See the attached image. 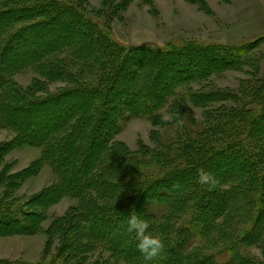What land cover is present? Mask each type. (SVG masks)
I'll list each match as a JSON object with an SVG mask.
<instances>
[{"label": "trees", "instance_id": "16d2710c", "mask_svg": "<svg viewBox=\"0 0 264 264\" xmlns=\"http://www.w3.org/2000/svg\"><path fill=\"white\" fill-rule=\"evenodd\" d=\"M128 1L122 8L114 7L113 0H103V5L122 12L132 0ZM190 1L209 9L205 0ZM85 6L86 0H0V65L4 59H9L5 57L7 52L13 49L18 53L29 40L27 38L35 36L39 43V38L45 35L48 40L43 45L44 50L35 52L31 58L20 61L16 57L4 70L0 69V130H14L17 136L27 134L34 137L21 145L39 146L43 150L40 161L32 165V173H25L27 176L21 174L24 181L46 164L52 167L58 178L53 197H47L44 202L32 197L18 206L15 198L7 201L16 189V182L10 184L8 181L14 176L8 175L6 168L0 170V234L28 235L44 230L42 225L48 220V210L62 197L69 196L79 199L80 204L46 230L49 237L46 253L51 251L55 238H58L59 245L55 256L39 264H145L136 247L135 233L127 230L131 213H137L146 220L152 235L163 240L164 251L152 264H224L216 258V255L224 254L231 260L226 264H261L246 256L245 251L258 246L264 256V78L255 79V83L251 82L244 88L251 94L249 102L244 101L246 96L230 89H214L207 93L192 92L191 89L183 91V96H176L179 89L190 86L194 81H207L213 74L255 64L247 55L262 44L264 36L235 47L199 42L168 44L162 48L131 47L116 41L108 22L98 24ZM63 16L79 21L80 28L86 33L83 36L86 42H82L79 50H93L89 53L92 55L90 59L88 55L81 59L75 57L71 51L78 49L71 45L66 47L68 44L62 41L64 33L57 29L44 33L46 27L56 26ZM53 41L58 44L53 46ZM137 54L149 58L136 59ZM148 61L152 62L153 68L145 69L143 74L130 69L136 75V85L137 80L145 83L143 88L128 85L127 70L129 72V68ZM169 62L174 65L175 75L172 74L173 80L168 88L175 86V90L173 87V91L168 92L165 87L162 92L160 86L167 81L159 77ZM254 66L253 75L259 70L257 63ZM28 70H34L43 80L38 78L24 88L15 77ZM155 70L159 74H154ZM59 79L70 87L57 95L49 93V81ZM148 86L152 91L149 95L156 97L155 104L148 97L143 100ZM118 87L121 88L113 92ZM81 95L90 98L94 109L99 107L96 121L93 109L89 114L86 108L67 115L58 113L51 116L54 113L52 107H60L56 102L58 98L62 97L63 101L64 98ZM169 95L178 100L173 108L175 118L172 122L157 118V124L162 127L176 125L184 128L182 121L184 109L187 111V98L196 107L220 102L244 104L208 111L201 127L198 125L194 132L189 129L186 137L177 142L161 145L163 150L155 152L141 145L140 157L121 143L109 150L108 141L120 131L119 124L128 111L130 115L155 119L153 113ZM145 102L146 105L143 104ZM110 104L116 111L112 114L113 124L101 129L102 120L109 115L106 109ZM253 105L258 108L251 107ZM71 106L83 107L82 102L78 105L74 102ZM45 107L50 108V114L42 122L41 114L36 118L35 115ZM71 117L80 118L74 119L77 123H68ZM30 120L32 123L37 120L38 126L29 127ZM188 122L196 124L193 116ZM43 126L53 129H46L43 134L39 131ZM59 128L62 130L58 132L65 133L50 137ZM15 142L0 146L1 161L9 152L20 148ZM98 144H101L100 150H113L111 153L115 154H110L108 161L103 163L98 156L89 162ZM75 163L78 168L74 167ZM98 168L101 170H96ZM80 171L81 183L76 179ZM203 171L215 177L217 183L214 188L199 182ZM177 181L181 184L172 187L174 191L169 194L168 189ZM2 182L7 184L6 187ZM159 195H167L168 202L155 214L150 212L148 205L159 204V199H155ZM112 224L120 230L121 236L124 235L122 241L126 239L127 248L117 240L116 234L108 232ZM196 239L200 244L194 248L192 242ZM213 250H218L214 251L218 253L215 255ZM0 264L26 263L0 260Z\"/></svg>", "mask_w": 264, "mask_h": 264}, {"label": "rangeland", "instance_id": "374dc122", "mask_svg": "<svg viewBox=\"0 0 264 264\" xmlns=\"http://www.w3.org/2000/svg\"><path fill=\"white\" fill-rule=\"evenodd\" d=\"M59 1L77 2V0ZM125 1L126 0H113V5L114 7L122 8L123 6H125ZM205 1L209 7L208 10L203 8L199 3L190 0H132L131 2L129 0L128 2L130 3L127 5V9L122 12H118L114 7L105 8L107 5H103V0H86L85 8L88 10L90 16L93 17L98 24L108 22L107 24L110 26L113 37L116 41H118L122 45H130L131 47L154 46L162 48L168 44L181 45L190 42H199L202 44L217 43L235 47L247 44L257 38H260L261 36H264V0ZM74 21L72 19L69 20L68 16H63L61 20H58L56 22V26L51 28L49 26L46 27L44 33H48L50 29H57V31H60L61 34L64 33V35H62V41L68 44V46L66 47H70L71 45L73 49L74 47L78 49L71 51L72 53H74L73 55L75 57L81 59L88 55L87 57L90 59L92 55H90L89 53H91L93 50H91V52H86V48H83L84 52L79 50L80 46L82 47V42H86L83 37L84 35H86V33L80 28V24H78L79 21ZM34 37L31 36L30 38H27L29 40L26 41L24 47H21V49H19L18 53H16L17 50H9V52H7V55L5 56L9 57V59H4L3 64L0 65V69L4 70L6 66L10 64V62L12 63L14 61L16 57H18V60L22 61L24 58H31L35 54V52L44 50V46L46 45V43H48V40L46 39L47 36L44 35L43 37H40L38 42H41L39 43L36 42ZM56 44L58 43L55 41L52 45L54 46ZM89 44H91V47H93L91 42H89ZM19 53L21 55H18ZM134 58L141 60L149 57L143 54H137ZM247 58L251 59V62H255V64H258L259 70L257 74L253 75L255 64H248L243 66L239 70L233 69L228 70L222 74H213L210 78L207 79V81H194L190 86H188L190 89H188V87L179 89L178 96L176 97L183 96L181 95L184 94L183 91L186 92V90L191 89L192 92L204 91L206 93L209 91H213L214 89H230L241 96H246L247 100L244 101L249 102L251 94L249 92H246L244 88L255 79L261 80L264 78V41L258 48L250 52L247 55ZM81 61H84V59ZM84 66L86 67L85 63ZM152 66V62L148 61L142 64H136L135 67L129 68V72L127 70L126 83H128V85L130 84L133 87L136 86V88H143V85H145V83L143 81L137 80L136 85V75H134L131 71L138 70V74H143L145 69L153 68ZM167 67L168 68L163 70V73L159 77L167 81L165 84L160 86V91L162 92L165 87L167 89L166 91L168 92L173 91V87L175 90V86L168 88V84H170L171 86V82L173 80L172 74L175 75L174 65H170L169 62ZM74 69L76 71L82 70V68H73V70ZM157 70L154 71V74L157 73ZM15 78L18 83L24 88L32 85L34 80L38 78L43 80V78H41L40 75H38L34 70H28L24 73H20ZM68 86L69 85L67 82L60 79L57 81H49V84L47 85L49 93H52L53 95H57L65 91L66 89H68ZM149 87L150 86H148L146 89L148 92L144 93L145 98L143 100L145 101L148 97V99H153L155 104L157 103L156 97L152 98L151 95H149V93H152V91H150L151 88ZM120 88L121 87L114 88L113 92ZM172 95L167 96L165 102L161 101L160 108L156 109L153 113L156 117L155 119L147 116L134 115L133 113V115H130L131 113L130 111H128L127 115L122 117V122H120L121 120L119 121L120 131L115 134L110 141H108L110 142L109 150L112 149V147L117 143H121L122 145L126 146L127 149L132 152V154H136L139 157L142 156L141 145L147 146L151 151L155 152L163 150V148L160 147L161 145L175 141L177 142L186 137V132H189V129L190 131L194 132L193 130L195 128H198V125H200L201 127L206 119L205 113H207L208 111H216L222 106H227L228 108H236L244 104H242V102H220L211 104L207 107H196L192 102L189 101V98H187V103L185 105L187 111H185V109L183 111L185 114L182 121L184 123V128L180 126L178 127L176 125H168L166 127H162V125L157 124V118H163L164 121L168 122H172V120L175 118L173 108L174 105L177 104L178 100L175 96ZM70 100L77 103V105L82 102L83 107H72L71 105L74 102L71 103ZM56 102L60 104V107L58 106L57 109L55 108V106L52 107L54 108V113H52L51 116L58 113L67 115L74 110L84 111L83 109L86 108L88 109L89 114L90 110L93 109L92 112H94L95 114L94 121H96V117L98 116H96V114L98 113L97 109H99V107H97V109H94L93 105L91 106L89 97L85 98V96L82 95L76 96L72 99H69V97H67L64 98L63 101L61 97L58 98ZM143 104L146 105V102ZM251 107L258 108L256 105H253ZM49 109L50 108L47 107H45L44 109L41 108L40 112H36L37 115H35V118L40 113L43 117L41 118V120H43L42 122H45L50 114ZM141 109L142 107L140 108V110ZM106 111H108L107 115H109L108 117L105 116L106 120H102L101 129L113 124L111 122L112 114L116 112L114 106L110 104L109 108L106 109ZM43 112H45V115L43 114ZM190 116L194 117V120L196 121L195 126L188 122L190 121ZM71 118L68 119V121L70 120L68 123H77L78 121L75 122L74 119L78 120V118L80 117H75L72 119ZM38 124L39 122L37 120H35L33 123L31 122V120L29 121V127L34 125L38 126ZM48 127L46 128L45 126H43L42 129L40 128V130H38L43 133L46 129L47 131L53 129L52 127L48 129ZM61 130L62 129L59 128L58 130L54 131L50 134V137L56 134H60L61 132L58 131ZM64 133L65 132H63V134ZM17 137L19 138L20 136H17V133L14 130H0V146H5L4 143L9 141L15 142ZM20 138L21 139L18 140L20 142H15V145L18 144L20 148H16L12 152H9L2 158V161L0 160V170L2 171L4 168H6V172L8 173V175L14 176L13 178L8 180L10 184H12V182H16V189L13 191L11 197L8 198L7 201L15 198L18 201L17 205L22 206L27 200L31 199L32 197H37L36 201L38 200L44 202L48 200L46 199L47 197H53L54 193L56 192V184L58 183L57 174L52 169V167L46 164L38 173L36 172L37 174L35 173L33 174V176H29L30 178L25 179L26 181H24L21 178V174L27 176L25 175V173H32V165H35L36 162L40 161L43 155V150L39 146L33 147L28 145H21L23 144L22 142L32 140L34 139V137L30 138L26 134L23 137L21 135ZM41 145L42 144H40V146ZM100 146L101 144H98L95 147L91 156L92 161L90 159L89 162H93L96 159L95 156H98V160H100L101 163L108 161V157L110 154H112L111 156H114L115 153H111L113 150L111 152H104V150H100ZM5 152H7V150H5ZM74 167L78 168V165L76 166L75 163ZM96 170L99 171L101 170V168H98ZM81 171L76 176V179L79 183H81L83 180ZM3 184L6 187L7 184ZM180 184L181 183H178L177 181L176 185L174 184V186H171L168 189L170 191L169 194L172 193L174 191V188H176ZM1 189L3 192L4 186H2ZM94 197L98 198L96 193H94ZM166 197L168 196H155V199H159L160 203L157 205H152L150 203L148 205L151 209H149L150 212L158 214V212L156 213V211H160L168 202ZM79 204V199H74L69 196L62 197L58 203L54 204V206H52L48 210V220L42 225L44 230L28 235H26V233L0 234V260L21 261L22 263L24 262L26 264H39L43 263L44 260L49 261L56 254L59 240L58 238H55L52 243L53 246L51 251L49 250V252L46 253L49 238L46 234V230L50 226H52L54 221H56L58 218H61L62 216H65L66 214L68 215L70 211L73 210L72 208H77ZM108 232L111 235L116 234L117 240H121L120 242L121 244L123 242V247L127 248L128 244H125L126 239H123L122 241V237L124 235H120V230L115 229L114 224L109 225ZM199 244L200 241L198 239L192 242L194 248L198 247ZM214 251L218 250H213L212 252ZM214 253L216 255L218 252ZM245 255L250 257L251 259L259 261V263L261 264L264 262L263 252L258 246H251L248 248V250L246 249ZM216 258L219 260V262H222L224 264H226L230 260V256L225 254L220 256L216 255Z\"/></svg>", "mask_w": 264, "mask_h": 264}, {"label": "clouds", "instance_id": "9594fccd", "mask_svg": "<svg viewBox=\"0 0 264 264\" xmlns=\"http://www.w3.org/2000/svg\"><path fill=\"white\" fill-rule=\"evenodd\" d=\"M199 182L209 188H214L217 183L215 177L208 171L201 172ZM127 230L130 233H135L136 247L143 256L145 264H152V261L163 253V240L159 236L152 235L148 222L137 213L129 215Z\"/></svg>", "mask_w": 264, "mask_h": 264}]
</instances>
